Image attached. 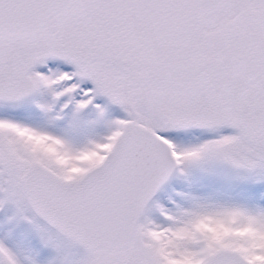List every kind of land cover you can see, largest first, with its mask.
<instances>
[{
  "label": "snow or ice",
  "instance_id": "1",
  "mask_svg": "<svg viewBox=\"0 0 264 264\" xmlns=\"http://www.w3.org/2000/svg\"><path fill=\"white\" fill-rule=\"evenodd\" d=\"M0 264H264V0H0Z\"/></svg>",
  "mask_w": 264,
  "mask_h": 264
}]
</instances>
